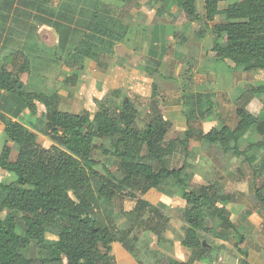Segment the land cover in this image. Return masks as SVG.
<instances>
[{
	"label": "rangeland",
	"instance_id": "rangeland-1",
	"mask_svg": "<svg viewBox=\"0 0 264 264\" xmlns=\"http://www.w3.org/2000/svg\"><path fill=\"white\" fill-rule=\"evenodd\" d=\"M14 1L13 6L18 8L44 6L64 11V3L61 0ZM103 1L116 3L115 0ZM118 1L119 6H125L130 14L129 17L122 15L120 18L124 17V21L134 24L124 33L128 38L124 41L128 44L126 49H135L139 53L143 51L147 48V42L142 47L144 37L142 33H146L150 27L161 25L162 32L166 34L165 41L162 42L165 45L163 55L168 58L164 61L161 59L155 61L153 58L139 59L134 55V64H137L134 71H141V75L135 72L130 73L126 78L120 75L114 77L120 86L125 83L126 86L122 85L126 90L124 97H120L119 91L116 90L107 92L101 99L100 94L91 87L92 81H90L89 86L84 83L81 85L84 100L79 95L72 107L65 104V100L62 102L63 105L60 102L58 106L56 99L55 107L67 111L72 109L73 112L79 114L87 109L94 124V114L102 106H107L113 113H118L122 109L121 101L124 98L138 108L139 117L135 126L142 129L152 115L149 95L150 83L154 81L157 85L158 101L165 110V118L169 124L166 139L176 136L183 137V132L187 128V120L193 133L189 139L188 153L185 155L183 147L177 146L174 154L166 160V165L178 167L184 163L190 174L188 178L190 188L198 189L201 185L213 184L218 194L227 196V199L220 200L217 206L224 205L225 214L232 219L235 230L244 235L245 242L242 246L247 251V257H242L240 252L234 248V242L237 240L234 230L218 218L215 210H211L206 213L205 228L197 232L202 241L210 247L208 256L212 257L218 249L216 262L208 263L192 259L191 249L184 242L188 225L184 217L186 207L182 197L184 189L179 185L167 182L159 189L150 190L147 193L134 189L132 192L135 193V197L117 196L107 202L98 194L97 179L91 178L84 191L70 192V196L75 202L89 204L97 220L115 228L119 240L114 243L105 264H167L169 257L177 261H190V264H264V207L255 200L253 194L255 186L264 181V152L250 151L248 156L255 155L256 157L251 163L245 159V155H235L232 151H224L217 144L212 145L200 140V134L220 124L219 121L233 127L237 122L235 109L239 106L264 118V104H261L257 98L250 97L246 92L251 85L264 83V70L244 71L234 67L228 60L221 61L207 57L205 52L212 45L213 22L177 23L174 19L177 6L170 1L161 3L157 0H132L126 5H123L124 0ZM234 1L237 0H220L218 8L224 9L228 3ZM87 7L90 8L91 5ZM198 10L203 11V0L198 2ZM58 17L60 18V15ZM220 20L221 17L216 16L215 22ZM5 22L0 21V36L1 33L7 32V27H3ZM27 26V23L16 24L14 22L12 24L7 35H11L13 41L10 42L7 39L8 42L3 43L4 39L0 40V59L7 56V60H11L18 50L24 52L29 61L27 89L31 86L30 89L35 91L49 92L48 94L56 92L54 94L58 96L57 90L69 85L63 66L69 60L75 59L72 52L74 46L51 48L40 44L37 47H30L34 42V37L22 31ZM17 29L20 32H17ZM81 32L79 30L77 34ZM77 37L80 36L77 35ZM51 41L52 38L48 40L49 43ZM135 44H141V46ZM66 46H70V41ZM78 48L84 47L79 46ZM102 48L108 51L92 54L91 57L97 58L102 54L100 57L109 60L108 56L113 50L107 46ZM117 49L118 56L126 53V49L122 46ZM121 56L118 62L122 63ZM21 57L16 55L13 60L18 64V70L21 69L24 61ZM161 61L163 63L159 74L154 73L149 76L147 72L148 75H145L146 71L142 65L158 70ZM128 63L131 66L134 65L131 61ZM6 65L3 66L6 67ZM12 68L15 67L12 66ZM76 79L74 76L70 78L71 87L79 94L78 85L75 86L79 81ZM110 81L112 82L113 79ZM39 118L32 123L39 143L44 147L59 144L58 135L49 131L44 115H40ZM258 139L260 135L254 128H251L241 138L239 147L242 150L250 142ZM5 142L11 147L10 159L14 160L18 146L7 140L0 125V151ZM94 142L96 146L111 148V142L105 136H96ZM91 156L120 177L118 157L105 155L97 148L93 149ZM14 179V173L0 168V182L9 183ZM136 196L148 203L149 209H139ZM154 207L162 210V215H152L150 208ZM3 216L4 212H1L0 218ZM64 222L61 219L48 227L45 234L47 245L56 241L57 233ZM17 232L22 233L20 227H17ZM47 245L32 242L27 251V256L33 261L32 264H40V260L48 256Z\"/></svg>",
	"mask_w": 264,
	"mask_h": 264
},
{
	"label": "trees",
	"instance_id": "trees-1",
	"mask_svg": "<svg viewBox=\"0 0 264 264\" xmlns=\"http://www.w3.org/2000/svg\"><path fill=\"white\" fill-rule=\"evenodd\" d=\"M35 1V0H34ZM37 1V0H36ZM40 1V0H38ZM172 2L177 6L174 19L184 24L188 21L210 23L212 45L206 50V56L215 60L230 61L234 67L244 71L264 70V0H237L230 2L224 9L218 8L220 0H203V11L198 10L201 0H157ZM14 0H1L0 7L10 9ZM62 3L68 0H61ZM43 6H36L39 8ZM34 8V7H32ZM60 17L65 12L59 11ZM221 20L215 22L216 16ZM0 17L6 18L7 14ZM108 28L98 20L92 22L84 37L85 42L92 43L96 36H102L103 46H107ZM75 48L74 56L94 55L102 51L101 43ZM81 46V45H80ZM109 47V46H107ZM97 51V52H96ZM22 69L26 68L23 59ZM152 74L156 69H149ZM0 66V89L15 94L36 114V101L43 103V114L49 131L58 135L59 144L48 147L41 145L37 134L17 121H12L0 113L2 128L10 140L17 144L18 152L14 160L10 159L11 147L4 143L0 151V168L14 173L15 179L9 183L0 182V264H32L27 256L32 242L47 245L45 234L50 225L61 221L55 242L47 245L48 256L40 264H99L106 263L118 235L113 226L97 220L89 204L75 202L70 192H82L89 185L91 178H96L98 194L107 202L115 197H135L134 189L147 193L159 189L171 182L184 189L182 197L186 207L185 222L188 225L184 242L191 249L192 259L201 262H216L218 249L208 256L209 246H203L197 230L205 228L207 212L216 211V215L229 228L234 230L237 240L234 248L242 257H247L243 248L245 237L235 230L232 219L225 214L223 206H217L227 196L216 192L213 184L201 185L198 189L190 188V174L183 163L178 167L166 165L177 146H182L188 153L189 139L193 136L189 121L183 137L166 139L169 124L165 110L158 101L157 85L150 86V103L152 115L142 129L135 126L139 110L129 100L122 99V109L113 113L107 106L94 114L93 124L89 112L73 113L58 109L55 94L29 91L18 73ZM250 97L257 98L264 104V83L247 88ZM236 124L231 127L219 121L200 134V140L208 144H217L224 151L235 155H245L251 163L255 155L250 151L264 152V118L249 112L245 107L235 109ZM251 128L260 135V139L240 149L241 138ZM96 136H105L111 142V148L96 146ZM99 149L105 155L119 158L120 177L113 174L105 164H99L92 158L93 149ZM255 200L264 207V181L256 185L253 191ZM137 197V196H136ZM138 198L139 209H149L148 203ZM152 215H162V210L150 208ZM20 227L22 233L17 232ZM205 242V241H204ZM167 264H190V261H177L169 257Z\"/></svg>",
	"mask_w": 264,
	"mask_h": 264
},
{
	"label": "crops",
	"instance_id": "crops-1",
	"mask_svg": "<svg viewBox=\"0 0 264 264\" xmlns=\"http://www.w3.org/2000/svg\"><path fill=\"white\" fill-rule=\"evenodd\" d=\"M115 2L111 1H101V0H68L66 4L64 3V12L66 13L64 17H58L59 16V9L55 10L54 7H39V8H18V7H12L10 9H4L0 7V16L2 14H7L6 18L0 17V21H6L4 24V28L8 29L12 26V24L15 22L16 24H25L27 23L26 29L22 30L23 33L28 34L30 37H34L33 44L30 45V47L38 46L40 44L46 45L47 47L54 48L56 46L60 47H67L71 48L72 45L74 48L72 49V52L74 53V49L81 46H85L87 44L94 45L97 44L98 48L101 43V48L103 47L102 44V36H96L95 40L90 44L88 42L83 41L84 37L86 36L88 32V27L92 22H95V20H98L100 24H103L106 28H108L109 35L105 38L107 41V46L111 48L112 53L108 57L109 60L105 59L104 57L98 56L97 58L91 57L89 55H83V57L79 56H73L75 57L74 60H69L66 62V65L64 67V71L67 74L66 79L68 78L67 87L63 89L57 90L58 96H56V99L58 100V106L59 103L63 105V101L68 106L74 107V101L79 98V95H81V98L83 99L82 95V89L81 85L87 84L88 86L91 83V87L95 92L100 94V98L102 99L105 94L109 91H119L120 97H124L126 94L125 88L123 89L122 85H125L123 83L121 86L120 84L116 83V80L114 79L115 76L120 75L124 76L123 78L128 77L130 73L137 72L138 75H141V71H134L135 66L137 64H134L135 62V56L139 59L141 58H150L156 60H163L168 58L167 56L163 55L165 54V45L162 43L165 41L166 34L162 32V27L159 25L158 27H150L147 29L146 33H142L144 35L143 37V43L142 47L145 42H147V45L143 51L137 52L135 49H126L128 45L126 42L127 37H125L124 33L126 30H130L131 25L127 21H124L122 15H125L126 17H129L130 14L127 11V8L119 6V1L115 0ZM124 4L126 5L128 2L132 0H124ZM90 2V3H89ZM91 7H87L89 5ZM63 12V13H64ZM11 16V17H10ZM9 21V22H8ZM8 22V24H7ZM31 22V24H29ZM165 29V28H164ZM81 30V33L77 32ZM17 32H20L19 29L16 30ZM6 33H1L0 40H3V43L8 42L7 39L12 42L13 38L12 36H8ZM11 33V32H10ZM13 34V33H12ZM33 34V35H32ZM77 35L80 37L78 38ZM125 37V38H124ZM52 38V41L49 43L48 40ZM154 39V40H153ZM41 40V41H38ZM77 40V42H76ZM70 41V46H66V44ZM75 43V44H73ZM137 46H141V44H135ZM126 49V53L121 56V62L118 58L117 54V47H121ZM23 47V45L21 46ZM71 50V49H70ZM69 50V51H70ZM68 51V52H69ZM107 49L104 50L102 48V51H96L97 54L100 52H106ZM18 52V53H17ZM16 53L17 56H22L21 59L26 58V54L24 52H21L18 50ZM14 55L11 60H7V56L3 57V59H0V66L6 65V68L8 70H12L16 73V70L18 72V64L15 63ZM75 55V54H74ZM173 57V56H172ZM27 59V58H26ZM94 59V60H93ZM126 61V63H124ZM128 61L132 62V65L128 63ZM14 62V63H13ZM13 63V64H12ZM162 61L161 65L158 67V70L160 72V69L162 67ZM15 64V65H14ZM17 65V66H16ZM14 66L15 68H12ZM125 67V68H124ZM142 68L145 69V75L149 76L152 74L148 71L147 68L153 69L150 67H147L145 65H142ZM26 71L21 70L18 72V77L22 81L24 88H28L27 86V79L29 78V75L27 73L29 69V61L27 59L26 62ZM164 74V73H163ZM60 75V74H59ZM58 75V76H59ZM74 76L79 81V83H76L75 86L78 85V88L80 90V93L72 90V82L70 81V78ZM113 81L111 82L110 80ZM85 80H88L85 82ZM126 86V85H125ZM151 86V83H150ZM31 88V86H30ZM27 89L29 91H35L33 89ZM67 88V89H66ZM100 88V89H98ZM38 92V91H37ZM44 94H48L49 92H42ZM53 94L56 92H52ZM86 95V93H84ZM150 97V95H149ZM72 98V100H71ZM97 98V99H100ZM124 99V98H122ZM84 100V99H83ZM84 102V101H83ZM78 103V102H77ZM37 111L36 114H31L30 109L22 102L19 97H17L15 94L11 92H7L3 89H0V113H2L6 118L11 119L12 121H17L21 123L24 127L28 128L29 130L34 132L32 123L35 122L40 115L44 114L46 112V107L43 103L36 101ZM60 109L59 107H57ZM82 109H84L82 107ZM86 109V108H85ZM63 110V109H60ZM68 112H73L72 109H69ZM79 110V109H78ZM87 110V109H86ZM67 111V110H63ZM78 113V112H73ZM40 119V118H39ZM0 125L2 128V123L0 120ZM37 134V132H36ZM38 139V136H37ZM154 190V189H151ZM150 191V190H149Z\"/></svg>",
	"mask_w": 264,
	"mask_h": 264
},
{
	"label": "water",
	"instance_id": "water-1",
	"mask_svg": "<svg viewBox=\"0 0 264 264\" xmlns=\"http://www.w3.org/2000/svg\"><path fill=\"white\" fill-rule=\"evenodd\" d=\"M203 246H207V244L203 241Z\"/></svg>",
	"mask_w": 264,
	"mask_h": 264
}]
</instances>
